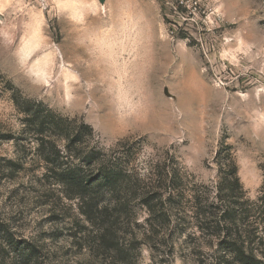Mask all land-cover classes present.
Listing matches in <instances>:
<instances>
[{
    "label": "rangeland",
    "instance_id": "obj_1",
    "mask_svg": "<svg viewBox=\"0 0 264 264\" xmlns=\"http://www.w3.org/2000/svg\"><path fill=\"white\" fill-rule=\"evenodd\" d=\"M49 142L68 166L107 164L127 183L68 198L43 158ZM231 154L255 200L264 0H0V264L30 249L36 264H214L218 243L197 214Z\"/></svg>",
    "mask_w": 264,
    "mask_h": 264
},
{
    "label": "trees",
    "instance_id": "obj_2",
    "mask_svg": "<svg viewBox=\"0 0 264 264\" xmlns=\"http://www.w3.org/2000/svg\"><path fill=\"white\" fill-rule=\"evenodd\" d=\"M49 144L51 149L43 158L51 165L49 175L53 181L71 192L67 195L68 198L84 199L89 193L100 195L106 191L120 193L124 183H127L123 171L107 164L100 163L95 175L72 168L64 160V153L61 154L56 143ZM92 154L100 155L95 151ZM90 159L87 161L88 165L92 164ZM223 164L227 169L224 171L223 167L219 168L220 177L215 196L212 201H205L206 210H200L197 214L198 217L202 216L198 219V228L206 231L207 236L218 243L217 253L221 256L216 258L214 264H264V180L258 196L251 200L241 184L233 155ZM261 169L264 178V162ZM167 208H163V224L167 220L170 222L168 214L164 213ZM4 230L0 223V234ZM29 252L28 255H32L34 250L30 249ZM28 255L21 257L20 264H36L35 259L28 260Z\"/></svg>",
    "mask_w": 264,
    "mask_h": 264
},
{
    "label": "bare ground",
    "instance_id": "obj_3",
    "mask_svg": "<svg viewBox=\"0 0 264 264\" xmlns=\"http://www.w3.org/2000/svg\"><path fill=\"white\" fill-rule=\"evenodd\" d=\"M118 8H119L118 6H114V7H111V10H113V12H114ZM122 15H124V13H122L121 16ZM121 16H118V18H120ZM108 20H111L110 17H108ZM104 22L105 23L103 25L108 26V23L106 21H104ZM80 34H81L80 31H77L75 33V38L79 37ZM162 59H163V71H165L169 68L170 64H173V59L169 53L164 54ZM139 61H142V59H139ZM101 62L99 60V64H97V66L99 68L103 69L104 66ZM174 66H175V68L178 67L176 62L174 63ZM145 70H146V68L143 66L142 62L139 63L138 65H135V66L131 64L130 67L128 69H126L123 73V76H122L123 84H125L127 87H130L129 84H132L133 78H137V79L143 78V76L145 75ZM97 72H99V69L96 71V73ZM78 86H79V84H78ZM79 92H81V90H76L74 88L73 91H71L73 96H71L70 93L68 94L69 97L71 96L70 101L72 102L74 107H81L85 104V97L86 96L79 95Z\"/></svg>",
    "mask_w": 264,
    "mask_h": 264
},
{
    "label": "water",
    "instance_id": "obj_4",
    "mask_svg": "<svg viewBox=\"0 0 264 264\" xmlns=\"http://www.w3.org/2000/svg\"><path fill=\"white\" fill-rule=\"evenodd\" d=\"M102 3H104L105 2V0H100Z\"/></svg>",
    "mask_w": 264,
    "mask_h": 264
}]
</instances>
